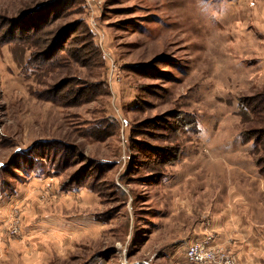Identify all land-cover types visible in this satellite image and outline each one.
Segmentation results:
<instances>
[{"label": "rangeland", "instance_id": "rangeland-1", "mask_svg": "<svg viewBox=\"0 0 264 264\" xmlns=\"http://www.w3.org/2000/svg\"><path fill=\"white\" fill-rule=\"evenodd\" d=\"M263 30L264 0H0V264H185L199 235L238 264Z\"/></svg>", "mask_w": 264, "mask_h": 264}, {"label": "crops", "instance_id": "crops-1", "mask_svg": "<svg viewBox=\"0 0 264 264\" xmlns=\"http://www.w3.org/2000/svg\"><path fill=\"white\" fill-rule=\"evenodd\" d=\"M246 175L248 176V180L251 179V182L252 180L256 179V176L251 175V173L248 174L246 173ZM257 178H258V184L260 185L259 188L248 186L247 188L243 187V190L241 191L243 194L242 208H244L245 210H243V215H238L237 217L239 218L238 221H240V223L234 222L235 223L234 228L228 230L224 229V231H222L221 233L219 232L220 233L219 237L217 236V241L223 245H226L227 243L232 241L231 247H232L233 255L236 261L238 262V264H264V201L263 199L260 198L258 203L256 201H252L253 203H251L250 202L251 200L247 201L248 199L246 197L249 193H251L249 196H251L252 194L254 195L259 194L260 196H263L264 178L260 173L258 174ZM248 188L250 190H248ZM237 206L239 205L237 204ZM65 225L60 228V232L63 231L64 233H69V231L71 232L76 231V230H68V226ZM81 226L78 225L79 230L82 228ZM94 227L95 225H92V223L88 225L89 234H91V232L94 231L93 230ZM85 229L86 228L81 229L82 233ZM219 229L220 228H218V231ZM93 235H96V233H93ZM203 237L204 235L203 236L199 235L195 239H192L190 241L189 240L184 241V242H188V246L185 249L184 257L180 258L181 260H183V263L189 264L186 258V251L189 248V246L198 239H201ZM163 256L167 258H171L172 254H170V252L166 254L163 253ZM94 264H105V263L104 261H102Z\"/></svg>", "mask_w": 264, "mask_h": 264}, {"label": "built area", "instance_id": "built-area-1", "mask_svg": "<svg viewBox=\"0 0 264 264\" xmlns=\"http://www.w3.org/2000/svg\"><path fill=\"white\" fill-rule=\"evenodd\" d=\"M186 258L189 264H236L212 236H204L192 243L186 251Z\"/></svg>", "mask_w": 264, "mask_h": 264}, {"label": "trees", "instance_id": "trees-1", "mask_svg": "<svg viewBox=\"0 0 264 264\" xmlns=\"http://www.w3.org/2000/svg\"><path fill=\"white\" fill-rule=\"evenodd\" d=\"M9 42H12V40H10ZM9 42H8V43H9ZM3 43H4V42H3ZM19 43H20V42H19Z\"/></svg>", "mask_w": 264, "mask_h": 264}]
</instances>
